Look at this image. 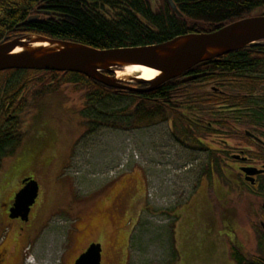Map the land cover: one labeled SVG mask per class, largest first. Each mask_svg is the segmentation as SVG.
I'll list each match as a JSON object with an SVG mask.
<instances>
[{
    "label": "rangeland",
    "instance_id": "1",
    "mask_svg": "<svg viewBox=\"0 0 264 264\" xmlns=\"http://www.w3.org/2000/svg\"><path fill=\"white\" fill-rule=\"evenodd\" d=\"M123 69L117 70V74L127 75ZM182 101L184 99L175 100L171 108L187 116L183 123L186 129L174 126L176 114L167 110L166 118L156 117L149 125L116 124L114 128L101 124L94 134L85 136L87 119L81 112L84 106L81 91L64 84L55 92L34 98L21 114V132L32 140L29 144L20 143L14 154L3 158L5 170L0 179H14L19 173V167L11 166L15 155L20 165L32 154L38 168L30 175L39 181L44 192L51 188L50 180L55 175L65 181L78 180L79 184L74 185L76 191L67 183L63 185L62 191H66L63 202L68 209L55 215L52 228L41 237L23 264L70 263L80 244L75 241L67 245L65 232L75 226L82 209L80 205L85 196L91 194L107 197L102 205L95 204L94 196L91 197L93 207L86 203L79 222L87 227L78 235L101 244V264H125L126 261L128 264H186L190 261L205 264L203 260L223 264L229 255L233 260L232 247L249 260L264 256V175L258 178L259 184L255 187L243 182L231 167L223 166L219 174L215 171L218 167L208 168L214 158L227 165L230 156L226 154L239 153L250 146V142L236 138L235 134L232 136L235 130H239L236 135L241 138L244 129L254 133L255 130L220 126L207 111L201 112L191 104H181ZM127 102V99L122 100L120 106ZM118 122L125 124L126 121ZM200 123L210 124L212 130L198 127ZM123 129L129 130V136ZM37 134H41V138L35 137ZM188 134H193L201 145L194 144ZM222 140L227 143L223 144ZM263 152L260 147L250 152L257 158L255 163H264ZM129 160L135 162L147 178L148 208L137 225L130 224L132 214L117 208L112 198L114 190V194L126 193L133 178L124 181V189L114 188L116 179L109 181L126 169ZM134 179L135 182L138 179L135 184L139 188L134 184L131 189L141 193L143 185L141 187L136 175ZM93 180L97 181L93 183ZM100 186L102 188L98 189ZM96 188V192H90ZM205 195L208 199L200 198ZM189 199L200 207L205 205L195 215L198 230L187 219L171 230L175 216H179L178 206Z\"/></svg>",
    "mask_w": 264,
    "mask_h": 264
},
{
    "label": "trees",
    "instance_id": "2",
    "mask_svg": "<svg viewBox=\"0 0 264 264\" xmlns=\"http://www.w3.org/2000/svg\"><path fill=\"white\" fill-rule=\"evenodd\" d=\"M173 2L181 16L166 0H0V40L33 34L101 49L140 46L164 42L181 34L210 32L238 19L264 14V0ZM43 4L50 6L58 16L29 21ZM256 10H260L259 13H255ZM202 72L208 74L189 82L181 80ZM201 82L214 87H204ZM61 84H70L72 90L82 92L84 108L81 112L87 119L85 136L95 132L101 124L114 128L116 124L149 125L156 117L166 118L167 110L176 114L174 126L186 129L183 123L187 116L171 108L177 99H184L181 104L207 111L220 126L251 127L264 135V41L201 62L150 92L117 90L77 72L9 69L0 71V166L4 157L15 153L23 138L21 114L35 97L55 92ZM124 99L127 105L120 106ZM123 120L125 124L118 122ZM198 127L212 130L208 123H200ZM237 133L239 130L232 136L235 134L236 138L251 144L244 134L241 138ZM188 135L194 144L200 143L193 134ZM222 143L227 141L222 140ZM213 160L208 168L218 167L215 171L222 173L223 166H227L225 161ZM177 218L175 216L171 230ZM231 256L236 264H264V256L249 260L233 247Z\"/></svg>",
    "mask_w": 264,
    "mask_h": 264
},
{
    "label": "water",
    "instance_id": "3",
    "mask_svg": "<svg viewBox=\"0 0 264 264\" xmlns=\"http://www.w3.org/2000/svg\"><path fill=\"white\" fill-rule=\"evenodd\" d=\"M166 1L171 9L181 16L173 0ZM36 18L34 15L29 21ZM262 41L264 14L247 16L210 32H191L177 35L164 42L140 46L101 49L73 41L29 34L12 39L4 37L0 40V71L9 69L70 71L81 73L117 90L150 92L201 62ZM17 48L19 49L16 50ZM128 65L150 67L158 73L151 79L139 75L127 79L116 77L115 68L122 69ZM207 74L208 72L194 73L181 80L189 82ZM143 84L147 86H137ZM245 134L253 136L248 130ZM244 171L252 176L264 172V168L250 167ZM22 183L24 186L15 195L12 208L14 216H26L37 197L38 184L34 179L27 177ZM74 264H101L100 243H91L76 258Z\"/></svg>",
    "mask_w": 264,
    "mask_h": 264
},
{
    "label": "flooded vegetation",
    "instance_id": "4",
    "mask_svg": "<svg viewBox=\"0 0 264 264\" xmlns=\"http://www.w3.org/2000/svg\"><path fill=\"white\" fill-rule=\"evenodd\" d=\"M36 16L37 18H45L58 15L50 6H44L43 4L37 10ZM58 18L60 19V17ZM200 84L204 87H214L212 84L207 85V82H201ZM246 130L248 129H244V135L251 141L250 146L247 145L244 149H241L239 153H230L227 155L230 156L227 160V166L228 168L231 167V169L240 176L243 182L257 187L259 184L258 178L263 176L264 172L249 176L244 170L250 167L257 169H262L264 167V163H255L257 158H254L250 154L256 147L264 149V135L259 132L254 133L251 130L248 131L253 136L247 135L245 134ZM25 135L26 134H23V137ZM22 141L23 138L20 142L21 144ZM27 177L32 178L31 176H25L18 180V182H15V180L11 178L9 180L4 178L0 179V264H23L26 257L30 255V252L33 251L35 246L39 243L41 237L52 228L51 226L54 223L55 215L60 213V211H64L65 208L68 209L66 205L51 206L52 198L47 192L40 191L39 182L35 179L38 184V192L34 203L29 207L28 214L26 216H14L12 208L15 195L24 186L22 180ZM12 181H14V183ZM77 216L78 219L74 222L75 226L66 230L65 240L69 246L75 241L76 244L82 245H78L77 248H75L78 252L70 260L69 264H74L76 258L95 241L84 240L83 235H78L79 232L87 226L80 224L79 212Z\"/></svg>",
    "mask_w": 264,
    "mask_h": 264
},
{
    "label": "crops",
    "instance_id": "5",
    "mask_svg": "<svg viewBox=\"0 0 264 264\" xmlns=\"http://www.w3.org/2000/svg\"><path fill=\"white\" fill-rule=\"evenodd\" d=\"M123 130L126 131L127 134L129 133L128 129H123ZM94 133L95 132L91 133V135L94 134ZM26 136H27V138H26ZM28 136L29 135H25L23 137V141H24V142L22 141L23 144L24 143L25 144H29L31 142L32 137L31 136L28 137ZM127 136H129V134ZM131 136H133V134H131ZM35 137L41 138V134H37ZM23 144H21V145H23ZM75 145H76V143H75ZM96 148L92 147V149H96ZM33 149L34 148H32V150ZM73 156H74V153H73V155L71 154V158H73ZM16 157H17V155L14 156L15 161H13L14 164L11 162V166H13V167L16 166V167H19V169H20V171L17 174V176L14 177V179H13V180H15V182H18V180H20L22 177L31 176L30 175L31 171L34 172L35 170H37L38 166L36 165V160H34L32 158V154L30 155V157H28L26 160H24L25 161L24 164H20V165L18 164V160L16 159ZM3 165H4V161H2V164L0 166V177L3 175L2 173L5 170V167H3ZM68 165H69V163H68ZM138 167L139 166H137L135 162H132V160H129L126 169H123L122 171H119L117 173V175L114 176V178H111L109 180V181H111L112 179H116V181L113 183L114 188L116 186H118V187L121 186L124 189V186H123L124 181H128V180L133 178L132 179V184L130 186V189H131L132 185H134L135 183L138 182V179H136V182H135V179H134L135 175L139 178V181L141 182V187L143 185V189H144V190H142L141 193H137L133 189H131V190L129 189L126 193H124V191H122V192H120L118 194H114L116 192L115 190L112 192V194H113L112 198L114 199V202H116L114 205L117 208L121 209L122 211L124 210V212H126V213H128V212L131 213L133 217H132V221H131L130 224L135 223L136 225L141 220L142 214L144 213V211L148 208V199H147V192H146V189H147V185H146L147 178H146V175L143 174V170L141 168H138ZM28 170L30 172H27ZM131 171H133V172H131ZM135 171H138L139 174L138 173H134ZM121 172H123L125 174H123ZM129 172H131V173H129ZM50 181L52 182V186H51V188L49 190H47V193L52 198V205L51 206H53V207L54 206H58V205H62V206L65 205V203L63 202L65 195L63 193L66 192V191H62V187H63V185L65 183H67L68 187H72V190H74V191H76L74 189V185H78L79 184L78 180L77 181H71V180L65 181V180H61L56 175L53 176ZM70 181H71V183H70ZM96 181L97 180H93V183L96 182ZM205 183H207V181ZM107 184H106V186H107ZM102 186H105V185H102ZM99 188H102V187L100 186V187H98V189ZM108 188H109V186H108ZM135 188L138 189L139 186H136V184H135ZM197 188L199 190V186H197ZM98 189L96 188L93 191L90 189V192H92V193L96 192V190H98ZM40 190L43 191V192L45 191V190L42 189L41 186H40ZM139 191H141V190H138V192ZM203 192H204V190H203ZM92 196H94L95 204H101V205L104 203V200L107 197L106 194L103 197H99L97 195L95 196L93 194L86 195L85 198L83 199L81 205H80V207H82V209L79 212L80 216H81L82 211L86 210V209H84L86 203L91 204V207H93L92 205L94 204V202L92 203V201H91V197ZM61 198H62V201L60 200ZM200 198L208 199V195H205V196L200 197ZM95 200H97V201H95ZM189 200H187L185 203L180 204L178 206L179 216H178L177 220L175 221V223L173 225V228L178 227L180 223H182L183 221H185L187 219L192 224L194 223L195 229L198 230L197 223L195 221V218L198 217V216H195V215H197L201 211V207H204L205 205L200 207L195 200H190V201ZM201 204L203 205L204 203H201ZM208 234H209V232H208ZM203 261H204L205 264H209L208 260H206V261L203 260ZM192 262L193 261H190V262H188L186 264H192ZM125 264H128V261H126ZM223 264H234V261L232 259H230V255H229V257H226V259H225Z\"/></svg>",
    "mask_w": 264,
    "mask_h": 264
},
{
    "label": "bare ground",
    "instance_id": "6",
    "mask_svg": "<svg viewBox=\"0 0 264 264\" xmlns=\"http://www.w3.org/2000/svg\"><path fill=\"white\" fill-rule=\"evenodd\" d=\"M19 48H17L16 50H18ZM124 72H126L127 75H118V71H116L115 75L118 78H122V79H127V78H131L135 75H139L142 78L145 79H151L152 77H154L158 71L150 68V67H146V66H138V65H128L126 67H124ZM135 73V74H134Z\"/></svg>",
    "mask_w": 264,
    "mask_h": 264
}]
</instances>
